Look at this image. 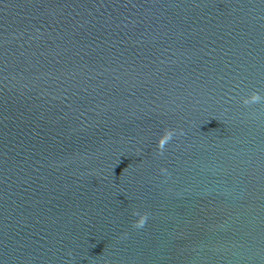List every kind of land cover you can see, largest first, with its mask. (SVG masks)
<instances>
[{
  "label": "water",
  "instance_id": "1",
  "mask_svg": "<svg viewBox=\"0 0 264 264\" xmlns=\"http://www.w3.org/2000/svg\"><path fill=\"white\" fill-rule=\"evenodd\" d=\"M254 90L264 0H0V264H264Z\"/></svg>",
  "mask_w": 264,
  "mask_h": 264
},
{
  "label": "clouds",
  "instance_id": "2",
  "mask_svg": "<svg viewBox=\"0 0 264 264\" xmlns=\"http://www.w3.org/2000/svg\"><path fill=\"white\" fill-rule=\"evenodd\" d=\"M242 101L245 105L260 103L264 101V95H261L259 91L254 90L249 95L242 97ZM175 131V129L165 128L157 143L159 153H163L166 143L172 139ZM161 171H166V169H161ZM134 214L138 216V219L134 221L133 226L136 228H142L148 219V214L139 212H135ZM69 255L71 254L69 253ZM103 264H109V262L105 260Z\"/></svg>",
  "mask_w": 264,
  "mask_h": 264
}]
</instances>
